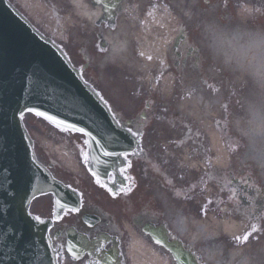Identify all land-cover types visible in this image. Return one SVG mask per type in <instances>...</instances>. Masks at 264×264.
Returning a JSON list of instances; mask_svg holds the SVG:
<instances>
[{
	"label": "flooded vegetation",
	"instance_id": "obj_1",
	"mask_svg": "<svg viewBox=\"0 0 264 264\" xmlns=\"http://www.w3.org/2000/svg\"><path fill=\"white\" fill-rule=\"evenodd\" d=\"M113 3L116 5L114 17L107 19L104 15L94 34L84 37L85 51L89 54L98 53V50L107 54L111 49L109 35L122 39L146 32L144 20H151L149 14L157 13L165 6L163 0H113ZM23 5L18 2L19 9L22 10ZM224 5L226 13L230 14L238 2L224 0ZM234 26L228 24L227 28ZM195 27L182 24L176 29L170 50L175 60L169 63L172 65L170 70L174 68L180 79L191 74L205 86L218 103V125L229 124L241 111L238 103L233 105L239 92L234 87L230 89L227 77L225 81L221 77L222 82L216 83L209 75L210 62L203 61L196 44L200 40ZM150 30L153 34L158 32L157 25L153 23ZM129 49H132L131 44ZM85 71L105 95L100 73L88 68ZM193 96L192 89L184 92L180 87L176 98L167 101L158 85H154L153 88L131 91L127 97L134 110L130 113L109 102L120 110L118 117L131 122L130 128L141 136L140 150L127 157L133 163L131 175L139 185L132 194L119 188L118 197L110 198L108 190L114 183L111 177L107 184L97 185L98 188L89 179L78 187L71 184L81 195L80 209L66 210L58 220L54 219L53 208L52 213L45 214L49 205L39 206L43 216L53 222L49 234L58 253V264H103L106 256L112 260L106 264H134L129 254V236L121 224L128 216L126 212L132 217H141L144 225L164 226L171 234L182 230L180 220L185 223V231L195 232L199 226H204L220 233L217 243L224 246L223 264H230V255L237 250L244 251L253 264H264V183L252 165L235 162L220 168L214 164L207 133L192 130L185 114L179 112L182 102ZM219 134L226 139L230 128L222 126ZM228 150L234 160L239 159L241 147L233 146ZM186 158L190 163L185 162ZM138 164L139 173L135 170ZM195 165L198 168H194ZM85 216L90 219L88 222ZM72 240H81L77 255L78 249L74 252L67 249ZM203 243L196 242V248H205Z\"/></svg>",
	"mask_w": 264,
	"mask_h": 264
},
{
	"label": "water",
	"instance_id": "obj_2",
	"mask_svg": "<svg viewBox=\"0 0 264 264\" xmlns=\"http://www.w3.org/2000/svg\"><path fill=\"white\" fill-rule=\"evenodd\" d=\"M28 112L44 113L47 121L86 134L99 170L113 166L132 146L129 133L64 52L8 0H0V264H55L47 225L31 216L29 207L34 198L50 193L59 208L74 198L37 161L22 121ZM144 231L178 264H197L179 243H169L163 228Z\"/></svg>",
	"mask_w": 264,
	"mask_h": 264
},
{
	"label": "rangeland",
	"instance_id": "obj_3",
	"mask_svg": "<svg viewBox=\"0 0 264 264\" xmlns=\"http://www.w3.org/2000/svg\"><path fill=\"white\" fill-rule=\"evenodd\" d=\"M210 1V0H209ZM250 1V2H249ZM26 2V1H25ZM57 6H60L64 8V11H59V9H53L50 8L48 4H45L44 1L41 0H27L26 5L24 7L30 9L33 11L32 18L35 22H38V26L42 28L44 31L48 32L51 36H53L57 41L63 42L64 47L70 52L71 56L73 57L74 61L78 64H81L80 57L78 55V45L80 46L79 41V35L82 33L83 27H85V21L83 18L79 17L76 13L73 14V10L71 5L66 0H55L54 1ZM165 2V5L167 4V7H172V10L168 8V12L166 14V20L168 19H175L176 14L183 13L184 16L187 18L191 17V22L197 24L198 30L202 31L201 33V48L208 52L209 58H217L212 60L211 64L214 66L215 70L219 71L220 73H224L223 70L220 68L222 67V61L223 57L218 54L214 50V42L216 38H223V39H230L234 36L236 33L234 29H224L222 24V3L221 0H213L214 5H210L212 7L211 10H208L206 6L205 0H196L195 6L197 9H195L194 13L193 11L187 10V7L184 3V0H163ZM211 2V1H210ZM238 5L234 8L233 13L235 17L238 15L240 19H242L243 23V29L244 31H253V32H262L264 33V23L262 22V26L260 27H249L248 19L253 18L254 16H259V14L256 12L255 2L257 0H244L242 2L238 1ZM67 3V4H66ZM70 6H69V5ZM241 5V6H240ZM69 6V11L68 9ZM240 6V7H239ZM59 7V8H60ZM167 9H165L166 11ZM59 12V14H57ZM168 16L170 18H168ZM239 31V30H237ZM169 42L167 43V45ZM213 51L216 52L218 55L216 57V54H213ZM167 51L165 52V54ZM164 54L160 57V59L156 62V66L153 70H151L150 74H146V80L144 77L140 82H137L134 79H127L126 76L117 77L116 74L113 73H101L100 78L102 82V86L105 92L106 97L112 102V104L118 106L119 108H123L127 113H130L133 111V105L128 101V95L131 93V91H135L138 88H144L148 87L150 84H153L154 82H160L162 83V92L167 94V98H169V94H172V92L178 87L174 85V83H178L179 80L173 79L172 76H169L167 74H164L165 76H158V73L160 72L161 66V59L163 58ZM232 68L236 69L235 65H232ZM150 70V69H149ZM101 72V70H100ZM218 73V72H216ZM215 73V76L217 75ZM155 74V78L153 76ZM236 76L240 79V73L235 72ZM209 75H212L215 81H218L220 77H215L214 73L210 70ZM245 79L244 82L249 81L248 76L246 75L243 77ZM160 80V81H158ZM177 81V82H174ZM197 80H193L191 76L188 77V83H196ZM195 87V85H192ZM250 90H246V94L242 93L241 98H246L244 102H246L245 106L247 105H255L262 101V97H264V92L260 91L258 88L257 90H253L256 92L255 95L250 96ZM250 96V97H249ZM172 97V96H171ZM131 98V97H130ZM166 98V99H167ZM244 104V103H243ZM245 110L242 112L238 117L235 119H242L245 117V121L247 120V117L245 115ZM205 117L207 118V125L212 122H214V119L211 117L210 114H206ZM211 117V118H210ZM193 122V121H190ZM25 123L27 126V129L30 131L33 138L36 140L37 144V150L41 152L42 149L47 148L50 153L55 157L56 160L59 162H62L65 166L73 169L78 170L79 168L76 167V164L73 159V152L70 147L64 146L62 143L64 142L63 138L59 136V132L54 130L49 125L45 124L44 122L32 117L27 116L25 119ZM234 127V126H233ZM236 136V135H235ZM238 138L242 141V146L247 147L248 149V142L246 139L242 140L240 136L237 135ZM219 145V144H218ZM246 145V146H245ZM246 150V149H245ZM244 153V150H243ZM241 152L239 157L243 155ZM71 155V157H70ZM213 157L216 159V155ZM231 158V156H230ZM227 161L226 165H229L228 163L232 162V158ZM231 161V162H230ZM138 242H141L143 244H138ZM145 245H148L143 240H139L137 242H134V245L132 246L133 256L135 255L136 258L139 257H146L149 256L145 250L147 249ZM143 246V248L141 247ZM145 252V253H143ZM151 254L154 255V253L151 251ZM134 256V258H135ZM153 256H149V259L151 260Z\"/></svg>",
	"mask_w": 264,
	"mask_h": 264
},
{
	"label": "bare ground",
	"instance_id": "obj_4",
	"mask_svg": "<svg viewBox=\"0 0 264 264\" xmlns=\"http://www.w3.org/2000/svg\"><path fill=\"white\" fill-rule=\"evenodd\" d=\"M73 5L74 13L82 16L88 21L94 22L98 16L99 11L92 8L85 0H69ZM163 30L167 34V22ZM157 34L155 39L145 37V47L151 44L154 46L152 52L142 54L140 60L133 62V68L138 71H143L142 68H150L153 66L162 52L164 44L170 39L169 35L165 37ZM113 44L112 56L115 58L124 50L127 44L132 41L130 38H110ZM140 43L144 46L143 41ZM135 44V42H134ZM214 50L223 56L227 61H234L236 66L245 74H248L257 84L260 91L264 92V33L257 32L252 34L240 35L236 34L233 38L228 40L223 38H216L214 42ZM197 89V88H196ZM201 92V93H199ZM264 95V94H263ZM195 97L183 104L185 109L189 110L191 116H195L202 128L206 129V118L203 115L210 113L215 107L216 100L210 95L206 88H200L196 91ZM248 123L241 124L240 128L243 130L242 136L248 142L247 157L253 164L257 165L259 170L264 173V97L262 101L255 105H247ZM184 110V109H183ZM208 129V128H207ZM215 141V137H213ZM212 233L207 230L199 228L196 237L211 238ZM194 242L195 239L190 236ZM212 254L220 255V248H212L211 253H205L207 259L215 261ZM252 262L246 257L244 251H236L230 256V264H251Z\"/></svg>",
	"mask_w": 264,
	"mask_h": 264
},
{
	"label": "snow or ice",
	"instance_id": "obj_5",
	"mask_svg": "<svg viewBox=\"0 0 264 264\" xmlns=\"http://www.w3.org/2000/svg\"><path fill=\"white\" fill-rule=\"evenodd\" d=\"M36 115H37V116H41V117H43V116H44V113L37 112ZM48 119L51 120L52 118H51V117H48ZM81 131H83V130H81ZM127 131H128V133H129L130 135H132V136H136V135H138V133H137V132H134L132 128L127 129ZM110 154H111V153L105 152V155H110ZM37 219H39V217H37ZM41 222H43V221H41ZM244 240H245V241L247 240V236L244 237Z\"/></svg>",
	"mask_w": 264,
	"mask_h": 264
}]
</instances>
